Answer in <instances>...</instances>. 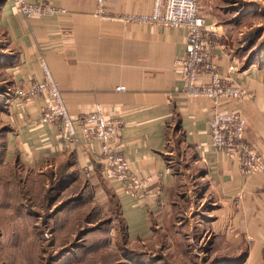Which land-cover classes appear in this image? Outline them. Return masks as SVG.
I'll return each instance as SVG.
<instances>
[{"label":"crops","instance_id":"crops-1","mask_svg":"<svg viewBox=\"0 0 264 264\" xmlns=\"http://www.w3.org/2000/svg\"><path fill=\"white\" fill-rule=\"evenodd\" d=\"M52 2L66 8V13L26 18L8 0L0 6V27L18 51L9 67L15 88L6 115L12 126L4 149L7 160L19 157L25 166L38 168L70 156L69 173L84 175L105 200L107 189L114 195L128 241L155 243L165 231L167 242V235L180 234L170 220L171 205H176L170 200L175 173L169 142L176 133L187 158L200 164L197 169L217 203L211 223L217 228L214 232L234 246L219 256L218 264H264V175L243 174L236 162L209 143L207 124L213 104L205 96L186 94L174 69L175 58L185 51L183 29L104 20L95 13V0ZM215 2L197 0V12L213 25L214 62L246 92L240 101L221 102L219 107L245 118V139L264 157V57L242 67L245 62L235 59L224 33L229 28L218 24L221 12ZM150 6L151 0H107L105 10L116 16L148 12ZM40 58L48 64L71 116L100 103L106 115L119 121L114 135L117 147L133 171L150 176L142 195H130L102 176L94 141L77 132L70 143L56 125L38 123L41 96L20 101L19 92L41 75ZM198 79L205 81L207 76ZM117 86L124 90H116ZM146 255L133 253L128 264H146Z\"/></svg>","mask_w":264,"mask_h":264},{"label":"rangeland","instance_id":"rangeland-1","mask_svg":"<svg viewBox=\"0 0 264 264\" xmlns=\"http://www.w3.org/2000/svg\"><path fill=\"white\" fill-rule=\"evenodd\" d=\"M215 7L221 12L218 24L229 28L224 33L235 59L264 57V0H216ZM17 52L0 27V264H127L139 251L147 253L146 264H218L219 256L230 253L234 246L211 225L217 204L212 190L176 133L169 142L175 173L170 200L176 205L170 220L180 234L167 235V242L165 231L145 245L124 238L114 203L98 196L84 175L73 172L60 186L63 161L31 168L19 157L7 160L12 126L6 115L15 88L7 65Z\"/></svg>","mask_w":264,"mask_h":264},{"label":"built area","instance_id":"built-area-1","mask_svg":"<svg viewBox=\"0 0 264 264\" xmlns=\"http://www.w3.org/2000/svg\"><path fill=\"white\" fill-rule=\"evenodd\" d=\"M14 10L26 18L52 16L66 13V8L55 6L52 0H8ZM107 0H95V13L104 20L122 23L156 24L159 26L180 27L184 32L185 51L175 58L174 69L182 83V90L190 96H205L213 104V111L208 120L209 143L225 158L236 162L245 175L263 174L264 157L245 139V118L235 110L220 108L221 102L240 101L245 90L239 84L220 72L214 62L213 25L197 12V0H151L148 12L122 13L116 16L106 14ZM41 75L33 78L28 86L19 92L25 101L36 96L42 97L37 122L56 125L62 137L70 143L75 142L77 132L86 140L96 143L97 160L102 176L113 184H118L124 192L142 195L150 176L139 175L133 171L125 155L117 147L114 135L120 124L116 118L105 114L100 103L94 109L71 116L57 81L43 58L39 59ZM201 74L207 80L199 81ZM116 90L122 91V86Z\"/></svg>","mask_w":264,"mask_h":264},{"label":"trees","instance_id":"trees-1","mask_svg":"<svg viewBox=\"0 0 264 264\" xmlns=\"http://www.w3.org/2000/svg\"><path fill=\"white\" fill-rule=\"evenodd\" d=\"M4 0H0V6H1V4H2V2H3ZM14 60L15 59H13V60H10V62H8L9 63V65H7V66H11L13 63H14ZM250 63V60H247L244 64H243V66L242 67H245L246 65H248ZM8 111V110H7ZM71 159V157L69 156L66 160H65V173L63 174V175H61V177L59 178L60 179V182H59V184H60V186H64L66 183H67V180L70 178L69 177V174H71V173H69V163H70V160ZM103 187H105L106 188V185L105 184H103ZM107 195H108V203L110 204V203H114V206H115V210H117V207H116V200H115V197H114V195L107 189ZM71 201V200H70ZM60 208L59 209H61V208H63V205H61V206H59ZM118 212V211H117ZM120 219V222H121V231H122V233H123V236H124V238H127V236H126V233H125V231H124V227H123V223H122V221H121V218H119ZM226 261V260H225ZM123 264H126V262H124ZM128 264V263H127Z\"/></svg>","mask_w":264,"mask_h":264}]
</instances>
